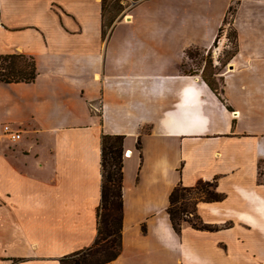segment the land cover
<instances>
[{
	"label": "crops",
	"instance_id": "crops-1",
	"mask_svg": "<svg viewBox=\"0 0 264 264\" xmlns=\"http://www.w3.org/2000/svg\"><path fill=\"white\" fill-rule=\"evenodd\" d=\"M237 0H142L103 36L102 0H0V54L35 58L33 82H0V264H60L98 235L102 135H124L122 251L107 264H264V0H239L238 52H208ZM217 51V50H216ZM100 110L96 111V108ZM141 142V149L137 148ZM217 182L172 227L178 185Z\"/></svg>",
	"mask_w": 264,
	"mask_h": 264
},
{
	"label": "trees",
	"instance_id": "trees-1",
	"mask_svg": "<svg viewBox=\"0 0 264 264\" xmlns=\"http://www.w3.org/2000/svg\"><path fill=\"white\" fill-rule=\"evenodd\" d=\"M125 0H102L103 36L110 31L117 16L124 10ZM239 0L230 6L223 25L230 23L233 48L228 51L227 63L238 52V36L233 26V17ZM231 21L229 22V17ZM221 31V30H220ZM192 50L187 51L191 56ZM207 67L205 68V71ZM38 75L35 58L24 53L0 54V82H33ZM212 89L220 96L219 83L213 74L206 75ZM124 135H102L101 138V203L98 208V235L95 243L86 249L64 256L60 264H107L122 251L124 219ZM141 149V142H138ZM224 198L217 190V182L199 181L196 186L178 185L169 198L168 214L174 230L181 232L184 224L200 230L214 231L218 226L206 224L197 212L200 201L215 202Z\"/></svg>",
	"mask_w": 264,
	"mask_h": 264
},
{
	"label": "rangeland",
	"instance_id": "rangeland-1",
	"mask_svg": "<svg viewBox=\"0 0 264 264\" xmlns=\"http://www.w3.org/2000/svg\"><path fill=\"white\" fill-rule=\"evenodd\" d=\"M142 0H125L123 3L125 5L124 10L117 16L115 22L120 19H128V14L137 5V3ZM234 1L232 4H234ZM231 4V5H232ZM230 8V7H229ZM231 16L229 17V22L231 21ZM114 22V23H115ZM113 26V25H112ZM112 28V27H111ZM221 30V31H220ZM231 24L228 23L225 26H221L214 41L213 47L208 52H203L198 49H192L190 61L186 63V69L193 71L194 73L200 72L203 67H207L206 75L218 73V70L225 69L228 66V51L233 48L232 38L230 37ZM106 34V37L109 35ZM217 50V51H216ZM218 82V81H217ZM219 88H220V82Z\"/></svg>",
	"mask_w": 264,
	"mask_h": 264
},
{
	"label": "built area",
	"instance_id": "built-area-1",
	"mask_svg": "<svg viewBox=\"0 0 264 264\" xmlns=\"http://www.w3.org/2000/svg\"><path fill=\"white\" fill-rule=\"evenodd\" d=\"M100 110V107L96 108V111ZM22 139L21 132L16 130L11 124L5 123L0 126V142L8 140L11 142H18ZM126 155V154H125Z\"/></svg>",
	"mask_w": 264,
	"mask_h": 264
}]
</instances>
